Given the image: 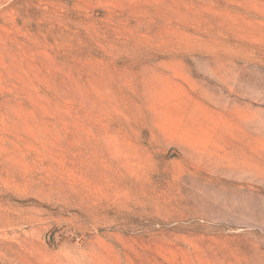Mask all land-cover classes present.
Listing matches in <instances>:
<instances>
[{"label":"rangeland","instance_id":"rangeland-1","mask_svg":"<svg viewBox=\"0 0 264 264\" xmlns=\"http://www.w3.org/2000/svg\"><path fill=\"white\" fill-rule=\"evenodd\" d=\"M0 264H264V0H0Z\"/></svg>","mask_w":264,"mask_h":264}]
</instances>
